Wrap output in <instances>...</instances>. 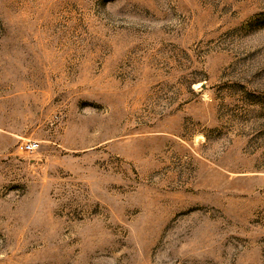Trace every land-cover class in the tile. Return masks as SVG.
<instances>
[{"label": "rangeland", "instance_id": "374dc122", "mask_svg": "<svg viewBox=\"0 0 264 264\" xmlns=\"http://www.w3.org/2000/svg\"><path fill=\"white\" fill-rule=\"evenodd\" d=\"M0 264H264V0H0Z\"/></svg>", "mask_w": 264, "mask_h": 264}, {"label": "built area", "instance_id": "2783aa9c", "mask_svg": "<svg viewBox=\"0 0 264 264\" xmlns=\"http://www.w3.org/2000/svg\"><path fill=\"white\" fill-rule=\"evenodd\" d=\"M36 148L35 143H27L22 146H20V150L24 153L33 152Z\"/></svg>", "mask_w": 264, "mask_h": 264}]
</instances>
